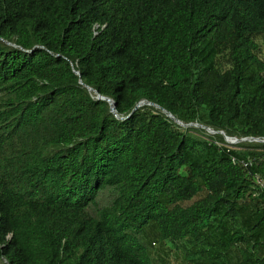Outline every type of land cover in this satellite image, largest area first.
<instances>
[{
    "label": "trees",
    "instance_id": "16d2710c",
    "mask_svg": "<svg viewBox=\"0 0 264 264\" xmlns=\"http://www.w3.org/2000/svg\"><path fill=\"white\" fill-rule=\"evenodd\" d=\"M219 131L264 138V0H0V261L264 264Z\"/></svg>",
    "mask_w": 264,
    "mask_h": 264
},
{
    "label": "water",
    "instance_id": "95a60500",
    "mask_svg": "<svg viewBox=\"0 0 264 264\" xmlns=\"http://www.w3.org/2000/svg\"><path fill=\"white\" fill-rule=\"evenodd\" d=\"M76 73L79 74V70H76ZM88 89L90 91H94L96 94H97V98H101V99H105L109 102L110 104V108H111V111L113 113H115L117 115V117H120V118H127L128 116L126 117H123V116H119L117 114V111H116V103L115 101L110 98V97H107V96H104V95H101L97 92V90L93 89L92 87L88 86ZM154 104L156 106H159L153 102H150V101H146V100H141L140 102H138L136 104V106L134 107V110L137 109L138 107L144 105V104ZM133 110V111H134ZM163 111L167 112V114L172 117L175 121H177L179 124L181 125H184V126H187V125H195V126H201V127H204L205 129H207L210 133H217L218 131H215L213 129H211L209 126H205V125H202V124H199V123H189V124H185L183 122H181L178 118H176L171 112L167 111L166 109L163 108ZM220 133H222L226 139L227 142L231 143V144H236V143H239V142H242V141H256V142H264V138H258V137H243V138H238V137H232V136H228L225 132L223 131H219ZM10 237V236H9Z\"/></svg>",
    "mask_w": 264,
    "mask_h": 264
},
{
    "label": "built area",
    "instance_id": "2783aa9c",
    "mask_svg": "<svg viewBox=\"0 0 264 264\" xmlns=\"http://www.w3.org/2000/svg\"><path fill=\"white\" fill-rule=\"evenodd\" d=\"M232 160L233 162L239 163L246 168L252 167L256 161V159L253 157H237V156H232ZM258 180L260 183L261 190L262 192H264V175L261 176Z\"/></svg>",
    "mask_w": 264,
    "mask_h": 264
},
{
    "label": "rangeland",
    "instance_id": "374dc122",
    "mask_svg": "<svg viewBox=\"0 0 264 264\" xmlns=\"http://www.w3.org/2000/svg\"><path fill=\"white\" fill-rule=\"evenodd\" d=\"M227 144H230V145H232V144H231V143H229V142H228ZM6 263H7V262H6V260H5V259H3V260H1V261H0V264H6Z\"/></svg>",
    "mask_w": 264,
    "mask_h": 264
}]
</instances>
